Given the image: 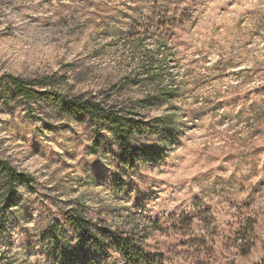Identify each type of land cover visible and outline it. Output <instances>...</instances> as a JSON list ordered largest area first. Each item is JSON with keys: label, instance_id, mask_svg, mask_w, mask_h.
Wrapping results in <instances>:
<instances>
[{"label": "rangeland", "instance_id": "1", "mask_svg": "<svg viewBox=\"0 0 264 264\" xmlns=\"http://www.w3.org/2000/svg\"><path fill=\"white\" fill-rule=\"evenodd\" d=\"M59 96L159 121L125 154ZM0 159L29 176L13 193L0 173V264H46L74 211L160 264H262L264 0H0Z\"/></svg>", "mask_w": 264, "mask_h": 264}, {"label": "trees", "instance_id": "2", "mask_svg": "<svg viewBox=\"0 0 264 264\" xmlns=\"http://www.w3.org/2000/svg\"><path fill=\"white\" fill-rule=\"evenodd\" d=\"M7 79L13 84L17 93L30 99L48 93L35 90V87L37 85L47 86L51 77L27 81L18 76L8 75ZM63 81L65 79L60 78L56 83L60 84ZM151 100L153 98L148 99L146 107L152 108L162 104V102H152ZM59 105L69 114L77 116L86 114L98 121H103V124L98 125L97 129L102 128L112 133L125 154H130L133 151L136 135L140 131L152 128L153 123L159 121L153 119L145 122L139 118L140 112L137 110H126L120 106L108 105L105 100L97 97L68 98L59 96ZM0 173L3 175L9 191L13 193L29 179L28 175L19 172L1 159ZM62 215L64 220L76 231L78 237L75 242L69 240L66 233L57 224L54 228L46 229L42 234L47 246L46 264H99L100 259L110 256L111 253L120 254L126 264H160L158 257L146 252L137 240L123 238L121 234L94 223L79 211Z\"/></svg>", "mask_w": 264, "mask_h": 264}]
</instances>
